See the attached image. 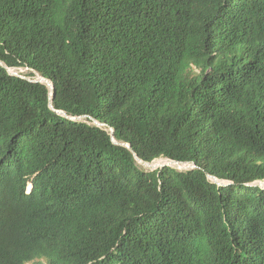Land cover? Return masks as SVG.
<instances>
[{"label":"trees","instance_id":"obj_1","mask_svg":"<svg viewBox=\"0 0 264 264\" xmlns=\"http://www.w3.org/2000/svg\"><path fill=\"white\" fill-rule=\"evenodd\" d=\"M0 60V264H264V0H0Z\"/></svg>","mask_w":264,"mask_h":264},{"label":"bare ground","instance_id":"obj_2","mask_svg":"<svg viewBox=\"0 0 264 264\" xmlns=\"http://www.w3.org/2000/svg\"><path fill=\"white\" fill-rule=\"evenodd\" d=\"M38 78L39 79H41L42 81H44L45 83H48V85H50L49 87H50V89H51V84H52V81L51 80H49V79H47V78H45V77H43V76H41V74L40 73H38ZM54 110H55V108H54ZM57 111V110H56ZM60 111V110H59ZM60 114V113H59ZM61 115H64V114H61ZM65 116V115H64ZM69 116H71V115H69ZM82 116H85L86 117V115H80V116H72V117H77V120L80 118V117H82ZM72 120V119H71ZM95 121H96V124L97 125H101V126H104V125H107L106 123H104V122H101V121H99V120H96V119H94ZM107 126H109V125H107ZM111 128V130H113V132H114V128L113 127H110ZM112 139H113V142L115 143V144H118L120 141H118L115 137H112ZM136 155V154H135ZM138 156V155H137ZM139 157V156H138ZM136 158V157H135ZM140 158V157H139ZM163 158H165L166 159V161H164V162H169V163H171V164H174V165H176L177 167H178V165H181L179 168H182L184 165H188V164H192V163H189V162H185V163H176V162H173L172 160H170V159H168V158H166V157H161V158H158V159H155L154 161H152V162H148V161H145V160H139V159H136L137 161H138V163L139 164H141L142 166H144V167H146V168H150L151 170H153V169H156V168H158V167H160L161 165H163L164 164V162L163 161H161L160 159H163ZM141 159V158H140ZM184 168V167H183ZM210 174H208V176H209ZM210 179L211 180H213V181H217V182H220V183H224L223 182V180H221V179H218V178H216V177H213V176H211L210 175ZM263 184H264V182H263ZM30 189H32V187H30Z\"/></svg>","mask_w":264,"mask_h":264},{"label":"clouds","instance_id":"obj_3","mask_svg":"<svg viewBox=\"0 0 264 264\" xmlns=\"http://www.w3.org/2000/svg\"><path fill=\"white\" fill-rule=\"evenodd\" d=\"M9 68H11V67H9ZM11 69H13V68H11ZM9 72V71H8ZM35 73H36V71H34ZM10 73V72H9ZM17 73V75L16 76H20V77H22V78H25V79H28V80H30V81H36V82H44V81H40L39 79H34V78H31L32 76L31 75H29V76H31V77H28V75H26V74H21V73H18V72H16ZM11 74V73H10ZM12 75H15V74H12ZM37 75V74H36ZM42 76V75H41ZM35 77V76H34ZM44 77V76H43ZM46 78V77H45ZM48 79V78H47ZM50 80V79H49ZM45 83V82H44ZM53 83V82H52ZM47 84V83H46ZM48 85V84H47ZM49 87V86H48ZM50 88V87H49ZM50 92H51V90H50ZM53 102V101H52ZM53 104V103H52ZM51 105V104H50ZM52 107V106H51ZM65 112V111H64ZM86 117L87 118H89V119H93L92 117H90V116H88V115H86ZM111 133H112V137H114V135H113V132H112V130H111ZM124 143L125 144H130V143H126V142H119L118 144H122V145H124ZM126 146V145H125ZM126 147H128V146H126ZM129 148V147H128ZM131 149V148H130ZM168 159H170V158H168ZM170 160H175V159H170ZM175 161H179V160H175ZM148 162H150V161H148ZM181 164L182 163H185L184 161H179ZM189 163H192V164H188V165H184L182 168H179L180 166L178 165V167H176V165H174V164H171V163H168V164H165L164 166L162 165V167L161 168H163V167H165V166H173V167H175V168H177V169H179V170H188L187 168H185L186 166H190L191 168H189V169H192V168H197V165H196V163L195 162H189ZM161 168H159V169H161ZM212 176V175H211ZM207 177H209V176H207ZM215 177V176H214ZM210 178V177H209ZM218 178V177H217ZM218 179H220V178H218ZM211 180V179H210ZM221 180H225V179H221ZM212 182H214L213 180H211ZM225 181H229L228 183H221V186H227V185H229L230 183H233V182H231L230 180H225ZM263 182H264V180H255V181H252V182H249V183H246L247 185H251V186H260V187H262V188H264V184H263ZM214 183H216V182H214ZM217 184V183H216ZM219 185V184H218ZM33 186V183L32 182H30L29 183V186H28V190L29 191H31V189H30V187H32ZM30 263H32V264H34V263H36V261L33 263V262H30Z\"/></svg>","mask_w":264,"mask_h":264},{"label":"rangeland","instance_id":"obj_4","mask_svg":"<svg viewBox=\"0 0 264 264\" xmlns=\"http://www.w3.org/2000/svg\"><path fill=\"white\" fill-rule=\"evenodd\" d=\"M12 71H15V72H18V73H21V74H26V75H28L32 70L29 69L28 67H25V66H24V67L13 68ZM36 74H37V75H36ZM28 77H31V76L28 75ZM31 78L39 79V78H38V72L35 73V77H31ZM86 118H87V117L82 116V117H80L78 120L88 121L89 123H92V124L97 125L95 120H92V119L87 120ZM97 126H99V127H104L105 129H107L108 131L111 132V128H110V126H107V125H104V126L97 125ZM160 160L163 161V162L166 161L165 158L160 159ZM168 163H169V162H168ZM168 163H167V162H164L163 165L168 164ZM141 166H142V165H141ZM142 167L145 168L146 170H150V171H152L150 168L148 169V168H146V167H144V166H142ZM161 167H162V165H161L160 167L156 168V169H159V168H161ZM176 167H177V166H176ZM185 168L189 169V168H191V167H190V166H186ZM156 169H153V170H156ZM223 182H224V183H228L229 181H225V180H223ZM40 261H41V263H37V262H36L35 264H47V262H46L44 259H41ZM29 264H32V263H29Z\"/></svg>","mask_w":264,"mask_h":264},{"label":"water","instance_id":"obj_5","mask_svg":"<svg viewBox=\"0 0 264 264\" xmlns=\"http://www.w3.org/2000/svg\"><path fill=\"white\" fill-rule=\"evenodd\" d=\"M0 64L1 65H3L5 68H7V70L11 73V74H15V75H17V73L15 72V71H12V69L11 68H9L3 61H1L0 60ZM40 81H42L41 79H39ZM48 84V83H47ZM48 86H50V85H48ZM51 92H50V104H51V106H52V108L54 109V106H53V104H52V101H53V97H54V93H55V86H54V84L52 83L51 84ZM57 112L58 113H60V114H64L67 118H69V119H72V120H77V117H72V116H69L66 112H64V111H59V110H57ZM112 132H113V130H112ZM124 145H126V146H128L129 148H131V145L130 144H125L124 143ZM135 157H136V159H139V160H142V159H140L137 155H135ZM173 162H176V163H180L179 161H175V160H173ZM164 166V165H163ZM180 166V165H179ZM209 177H210V175H209ZM214 177V176H213ZM217 178V177H216ZM214 182H216L217 184H219V185H221V183L220 182H217V181H214Z\"/></svg>","mask_w":264,"mask_h":264}]
</instances>
